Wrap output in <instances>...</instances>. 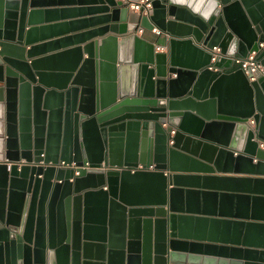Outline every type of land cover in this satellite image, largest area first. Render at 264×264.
Returning a JSON list of instances; mask_svg holds the SVG:
<instances>
[{
	"label": "water",
	"instance_id": "95a60500",
	"mask_svg": "<svg viewBox=\"0 0 264 264\" xmlns=\"http://www.w3.org/2000/svg\"><path fill=\"white\" fill-rule=\"evenodd\" d=\"M45 1L0 0V264H264V0H78L103 37L41 57Z\"/></svg>",
	"mask_w": 264,
	"mask_h": 264
},
{
	"label": "crops",
	"instance_id": "0c3cea01",
	"mask_svg": "<svg viewBox=\"0 0 264 264\" xmlns=\"http://www.w3.org/2000/svg\"><path fill=\"white\" fill-rule=\"evenodd\" d=\"M95 5L90 3H82L78 0H47L43 3V7L41 9H47L49 12L46 14H42L39 18L36 19V23L38 26H49L48 30L44 32H40L36 35L35 39L39 42L38 44H44L45 42H56L49 47H43L38 51V55L41 57L48 55H56L62 53L63 50L71 49L76 46H82L83 44L99 40L102 38L98 35H91L89 37L84 38V40L77 39L76 35L81 32H86L92 28L99 26L100 20L95 18ZM98 16V15H97ZM95 18V19H94ZM138 20V14L129 10L128 16V24H134ZM137 36L142 37L150 42L155 43V52L164 51L165 45L164 41L168 39V35L166 34H155L150 31H143L139 33L136 31ZM114 36L117 35L114 32L108 31L104 36ZM119 38V35H117ZM69 37L67 42H61L62 38ZM58 41V42H57ZM60 41V42H59ZM80 44V45H77ZM264 46V43H263ZM65 48V49H64ZM86 55H83L85 58ZM72 59V55H68L62 58L55 57L49 62H44L42 70L51 72V73H64L67 72V67L69 66V62ZM175 75L172 74V77ZM252 80V79H249ZM247 124V123H246ZM248 125V124H247ZM165 126V125H163ZM249 126V125H248ZM194 175H201L202 173H198L196 171H189ZM71 180V179H70ZM105 187H103L104 189Z\"/></svg>",
	"mask_w": 264,
	"mask_h": 264
},
{
	"label": "built area",
	"instance_id": "2783aa9c",
	"mask_svg": "<svg viewBox=\"0 0 264 264\" xmlns=\"http://www.w3.org/2000/svg\"><path fill=\"white\" fill-rule=\"evenodd\" d=\"M123 1H126V0H123ZM127 8L128 10L133 11L137 13L138 15L148 16L151 11L150 0H138L136 2H128ZM137 31L141 33L142 29H138ZM151 32L157 35L161 34V32L157 28H152ZM262 47H263V43H260L259 50ZM212 51H213V54H212L211 61L215 60L216 58L215 53H217L219 49L217 47H213ZM257 56H258V51H251L245 57H233L232 63L234 65H239V67L245 73H247V71H251V72L258 71L264 75V67L258 63ZM247 124L249 125V128H251L254 131V121L251 117L248 118ZM257 143L260 148L264 149L263 140L258 139ZM8 168H9V163L7 164V169ZM138 168H142V167L139 165ZM152 168H153L152 166H149L147 169L151 170Z\"/></svg>",
	"mask_w": 264,
	"mask_h": 264
}]
</instances>
